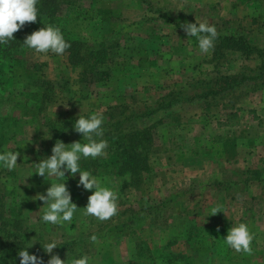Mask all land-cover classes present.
I'll use <instances>...</instances> for the list:
<instances>
[{
  "label": "rangeland",
  "instance_id": "rangeland-1",
  "mask_svg": "<svg viewBox=\"0 0 264 264\" xmlns=\"http://www.w3.org/2000/svg\"><path fill=\"white\" fill-rule=\"evenodd\" d=\"M58 1L83 50L103 47L109 61L90 70L67 50L16 48L11 64L0 54V153H20L14 170L0 166V222L27 227V251L44 264L52 240L66 264L85 255L89 264H264V0ZM195 20L218 33L208 54L182 27ZM97 112L104 132L96 139L108 146L79 164L118 194V213L103 222L83 215L92 190L78 186L79 173H32L57 140L86 143L75 120ZM145 127L148 169L136 186L115 174L111 141ZM62 182L78 209L71 224L52 225L35 196ZM239 223L254 236L252 255L224 243Z\"/></svg>",
  "mask_w": 264,
  "mask_h": 264
},
{
  "label": "clouds",
  "instance_id": "clouds-1",
  "mask_svg": "<svg viewBox=\"0 0 264 264\" xmlns=\"http://www.w3.org/2000/svg\"><path fill=\"white\" fill-rule=\"evenodd\" d=\"M37 4L38 0H0V44L13 40L14 33L20 31L26 23L37 21ZM182 27L188 37L197 39L202 53L208 54L214 48V41L218 36L214 25L206 21L195 20V23L183 24ZM23 43L37 53L51 52L61 56L70 47L60 29L50 24L31 32L24 38ZM103 123L104 116L101 112L94 113L89 118L78 115L74 130L81 134L87 142L74 141L65 144L57 140L51 149V155L36 163V170L32 172L44 178L46 176L65 177V171L72 176L79 173L78 186L82 185L85 190H92L84 206L83 215L93 216L101 222L111 219L118 213V194L112 188L103 185L89 171L81 170L79 161L82 156L95 159L105 154L107 141L96 139V137L103 136ZM19 156L20 153L16 150L0 153V166L9 171L14 170ZM35 199L47 205L44 208L42 220L52 225H61L65 222L68 225L71 224L74 213L78 209V206L72 202L71 194L64 182L51 184L46 189V194L37 193ZM218 211H221L219 206L213 207L210 214L214 215ZM90 239L93 243L97 242L95 234ZM253 239L254 236L247 224L239 223L228 229L223 240L235 252L252 255ZM29 246L31 243L27 247ZM57 246V241L52 240L43 247V250L49 254L47 264H66V260H62L57 254H52ZM26 248L18 252L20 264H44L40 257L30 254ZM70 264H89V257L85 255L74 258Z\"/></svg>",
  "mask_w": 264,
  "mask_h": 264
},
{
  "label": "trees",
  "instance_id": "trees-1",
  "mask_svg": "<svg viewBox=\"0 0 264 264\" xmlns=\"http://www.w3.org/2000/svg\"><path fill=\"white\" fill-rule=\"evenodd\" d=\"M59 1L57 0H38V18L35 23H26L20 31L14 33V39L8 41L6 44H0V54L3 52L4 56L9 59L11 64V54L15 52L16 48L26 47L23 43L24 38L31 34V32L38 30L39 28L47 25H59V29L63 34L64 39L70 44L67 50L69 60L72 62H87L86 66L90 67V70L96 69L97 66L109 61L108 53L103 47H91L84 51L80 42L79 36L76 31L62 23ZM235 39H239L243 48L252 50L251 45L247 40L241 36H236ZM240 43V42H239ZM261 68L264 66V61L259 65ZM258 66V67H259ZM221 89V86L218 87ZM224 88V86H223ZM173 99H169L171 102ZM167 102V104L169 103ZM154 110V109H153ZM152 111H147L150 113ZM132 113L124 116L123 118H116V120H110L109 125L111 128L114 126H122L125 121L132 120ZM59 124L65 123V120L59 121ZM55 129L56 133H60L63 127ZM121 131V128L117 131ZM135 129L128 138L120 135L116 139H112V146L114 148L115 161L114 171L115 174H128L130 182L136 186L139 185L141 172L148 169V147L150 137L148 135V129L142 128V131L137 132ZM127 184V182L121 183V188ZM27 227H20L12 222L5 224L0 222V264H20V258L18 255L19 250L27 247L29 241V233H27ZM28 250V247L26 248Z\"/></svg>",
  "mask_w": 264,
  "mask_h": 264
}]
</instances>
